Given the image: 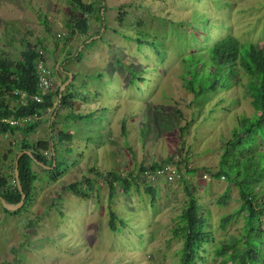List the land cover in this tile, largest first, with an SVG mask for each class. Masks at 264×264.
<instances>
[{
	"label": "rangeland",
	"instance_id": "obj_1",
	"mask_svg": "<svg viewBox=\"0 0 264 264\" xmlns=\"http://www.w3.org/2000/svg\"><path fill=\"white\" fill-rule=\"evenodd\" d=\"M105 3L103 24L88 14L87 35L71 36L66 21L77 10L72 0H0V55L15 59L27 42L41 39L45 47L37 49L55 71L57 86L68 71L74 75L66 87L77 100L73 108H61L54 126L60 176L50 179L32 163L38 177L29 212L22 209L9 229V238L14 231L22 238L10 246L17 262L179 264L182 239L173 236V228L187 205L188 190L198 199L215 241L243 233L244 212L225 228L220 225L240 206L238 189L231 186L230 198L221 204L229 183L211 174L238 121L253 112L250 78L239 66L236 75L229 74V66L220 70L209 48L227 34L264 45V0ZM67 36L72 38L64 45ZM86 38L89 43L82 47ZM202 85L204 92L198 94ZM73 112L92 115L66 118ZM49 117L50 112L33 132L0 135L1 174L13 175L22 140L50 141ZM59 130L72 132L73 138L58 141ZM45 154L50 158V152ZM170 161L180 170L179 178L144 174L145 168ZM108 172L131 182L126 190L115 181L111 199ZM110 210L118 216L115 231L108 223ZM207 248L206 263L223 264L210 244Z\"/></svg>",
	"mask_w": 264,
	"mask_h": 264
},
{
	"label": "trees",
	"instance_id": "obj_2",
	"mask_svg": "<svg viewBox=\"0 0 264 264\" xmlns=\"http://www.w3.org/2000/svg\"><path fill=\"white\" fill-rule=\"evenodd\" d=\"M93 1L99 2V4L72 0L77 10L72 9L70 18L66 21L71 36L76 32L87 34L90 24L89 18L85 14L91 13L93 10L94 13L96 11V18L101 21V24L104 23L101 8L103 7L106 11V4L103 5L102 0ZM121 17V13H119L117 18L120 22L122 21ZM42 21L46 31L49 32L50 26L47 25L46 17H43ZM71 38L67 36L64 45H67ZM88 43L86 39L83 41L84 46ZM39 45L45 47L41 39H38L36 44L27 42L25 48L15 59L4 54L0 55V117L18 118L34 113L38 115V118L27 121L23 125L1 121L0 135L17 130L26 134L33 132L42 121L43 112L52 108L55 118L50 120V141L48 139H39L36 142L22 140L18 143L14 160L17 152L23 149L31 150L34 157L48 165H52L55 158L56 164L53 168H44L40 165L49 173L50 179L55 180L60 176L59 169L62 166V163L59 164L57 156L53 155L52 150L54 147L56 153L57 141L54 133L56 115L62 107L73 108L77 100L74 93L68 90V86L62 91L60 97H58L60 86L42 94L37 85L35 72V64L41 50L37 49ZM209 49L217 60L220 70L223 69L220 65H223L224 68L229 66V74L233 72L236 75L239 66L250 78L247 88L253 112L238 121V126L233 129V136L227 141L220 155L217 170L211 174L217 178L224 176L229 183L218 200L221 204H226L230 198L231 186H236L238 189L241 204L234 214L224 216L220 225L225 228L235 214L244 212L243 233L231 241H215L213 232L208 228L206 217L199 211L198 199L187 189L189 193L187 205L179 216L177 227L173 228V236L182 239L179 264H207L206 252L209 249L207 244L211 245L210 250L214 256L221 257L223 264H264V45L259 42H241L235 35L227 34L220 35ZM76 55L74 53L73 57L75 58ZM69 59L65 58V60ZM61 66L63 67V62ZM67 78L68 75L64 80ZM210 87L213 86L210 85ZM204 89L205 86L202 85L198 94L203 93ZM19 92H25L27 95L42 94L43 98L41 101H37L28 97L22 102ZM71 114H68L66 118L71 116L75 121L92 115L91 112L84 114L73 112ZM56 135L58 141L73 138V133L65 130H59ZM45 151L50 152V158H47ZM33 162L32 157L25 152L19 157V180L26 196L21 208L9 211L21 210L33 198L34 182L38 177L32 168ZM195 170L191 169V171ZM109 174L112 176L108 180V197L111 199L115 193V181H120L126 190L130 187L131 182L127 178H120L118 174H111V172ZM7 181L5 176L0 175V194L7 202L16 203L21 198L18 186H12ZM76 185V182L71 184L75 191L79 192ZM147 190L154 192L151 187ZM117 219L116 213L110 210L108 223L113 231L116 230Z\"/></svg>",
	"mask_w": 264,
	"mask_h": 264
},
{
	"label": "built area",
	"instance_id": "obj_3",
	"mask_svg": "<svg viewBox=\"0 0 264 264\" xmlns=\"http://www.w3.org/2000/svg\"><path fill=\"white\" fill-rule=\"evenodd\" d=\"M39 57L35 64V72L37 78V85L41 90L42 94L49 92L50 90L57 87V81L55 78V71L48 65L47 61L43 58V51H39ZM21 101L24 102L26 98L30 97L37 101H41L43 98L42 94H35V95H27L25 92H19ZM45 112V111H44ZM38 118L37 113L27 116L21 117H0V122H9L10 124H19L23 125L27 121H31ZM47 153V151H45ZM180 170L173 162H166L155 169H148L145 168L144 174L149 177H160L163 176L168 180H173L175 178H179L181 176ZM224 176H222L223 178ZM10 185L15 186L17 185L14 176L11 178Z\"/></svg>",
	"mask_w": 264,
	"mask_h": 264
},
{
	"label": "crops",
	"instance_id": "obj_4",
	"mask_svg": "<svg viewBox=\"0 0 264 264\" xmlns=\"http://www.w3.org/2000/svg\"><path fill=\"white\" fill-rule=\"evenodd\" d=\"M84 2H87L88 3V2H94V1L93 0H87V1H84ZM94 3H95V5H97V2H94ZM88 14L94 15L96 17V11L94 13V10L91 13H86L85 16L87 17ZM82 35L85 36L87 34H82ZM86 39L88 40V38H86ZM83 41H82V43H83ZM82 47H84V44H83ZM61 69H64V67L61 66ZM57 85H59V84H57ZM60 111H61V109H59V111H58V113L56 115V118H58L60 116ZM49 112H50V117H49L50 120H51V118L52 119L55 118V113L52 112V108H48L45 112H43L42 118L44 116L48 115ZM42 124L44 125V121H43V123H40L36 127V129L39 128ZM17 131H19V130H17ZM0 175L1 176H5L7 178V180H8L7 181L8 184H9L11 178L14 176V173H13V176H11V177H9V175L6 174V173H2V174L0 173ZM8 184H7V186H8ZM0 190H1V187H0ZM33 196H34V193H33ZM31 202L32 201H30L28 204L25 205V207L22 208V209H24L25 213H28L29 212L28 206L30 205ZM7 203H9V202H7ZM22 209L19 210V211H16V212L9 211V210H14V209H8V208H6L3 205V203L1 202V200H0V264H24L22 260H20L19 262H17V260H16L17 257L14 256L15 254H13V251H12L13 250L12 249L13 247L12 248L10 247V246L14 245L12 243H14L15 238H17L16 241L18 239H21L22 240V238L17 233L15 234V231L12 233V238H9V231H11L9 229L12 228V227H14L15 224H16V222H17L18 217L22 216ZM37 229H38V227H36L35 231ZM13 230H15V229H13ZM35 231H34V233L36 234ZM14 248L15 249L17 248L16 245L14 246ZM24 252H26V251H24Z\"/></svg>",
	"mask_w": 264,
	"mask_h": 264
},
{
	"label": "water",
	"instance_id": "obj_5",
	"mask_svg": "<svg viewBox=\"0 0 264 264\" xmlns=\"http://www.w3.org/2000/svg\"><path fill=\"white\" fill-rule=\"evenodd\" d=\"M102 4L104 5L105 4V0H102ZM104 13V9L103 7L101 8V14L103 15ZM104 18V15L102 16ZM87 42H89V39L86 40ZM67 75H68V78L61 84L60 88H59V93H58V97L61 96L62 94V91L64 90V88L66 87V85L69 84V82L72 80L73 78V74L71 72H67ZM51 144L53 145V142L51 141ZM52 150H53V155H55V151H54V147H52ZM27 153L29 154L33 161L36 162L37 164L41 165L42 167L44 168H53L56 164V161H55V158L53 159V163L52 165H48V164H45L43 161H39L36 157H34L33 153L31 150L29 149H23V150H20L17 152L16 154V157H15V160H14V178L16 180V183H17V186H18V189L20 191V194H21V198L18 202L16 203H7L5 198L0 194V200L1 202L3 203V205L8 208V209H19L23 206L24 204V200H25V192L22 188V185L20 183V180H19V169H18V165H19V157L22 153Z\"/></svg>",
	"mask_w": 264,
	"mask_h": 264
}]
</instances>
